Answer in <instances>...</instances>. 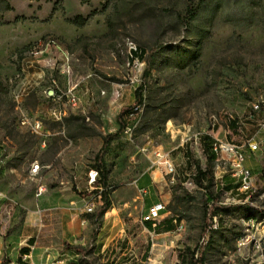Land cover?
Here are the masks:
<instances>
[{"label":"rangeland","instance_id":"374dc122","mask_svg":"<svg viewBox=\"0 0 264 264\" xmlns=\"http://www.w3.org/2000/svg\"><path fill=\"white\" fill-rule=\"evenodd\" d=\"M9 2L12 9L0 21V191L12 205L5 202L0 210V262L27 264L21 256L29 248L35 264H183L185 248L201 243L203 202L173 199L176 182L151 167L140 149L169 152L176 181L189 182L177 196L190 190L200 198L191 175L197 160L206 167L203 139L210 136L257 141L260 148L246 151L252 189L245 199L224 174L225 162L215 161L216 190L229 214L217 215L222 228L211 237L206 264H264V218L247 226L244 210L235 207L248 202L264 210V0ZM190 8L199 11L195 18ZM76 16L82 18L72 21ZM49 39L61 51L30 56L34 44ZM134 47L156 55L146 79L147 62L132 60ZM143 79L137 128L131 137L117 136L105 154L110 208L97 219L102 201L92 193L89 172L103 137L117 131L116 117L134 104ZM50 89L61 99L48 98ZM71 93L76 106L68 101ZM54 110L64 117L55 119ZM23 113L40 121L41 132L21 123ZM89 202L94 212L86 215ZM159 202L166 209L148 230L143 215ZM97 220L102 226L93 235ZM169 220L173 229L164 231ZM244 235L250 241L240 245Z\"/></svg>","mask_w":264,"mask_h":264},{"label":"trees","instance_id":"16d2710c","mask_svg":"<svg viewBox=\"0 0 264 264\" xmlns=\"http://www.w3.org/2000/svg\"><path fill=\"white\" fill-rule=\"evenodd\" d=\"M11 9L12 6L10 5L9 0H0V21L3 17V13ZM198 12L199 11L190 8V10L188 11L189 17L195 18L198 15ZM80 18L82 17L76 16L74 19H72V21L76 22ZM130 53L133 61L135 59H138L147 62L144 73V78L146 79V77L150 75L152 66L154 64V59L156 56L154 50L148 53L146 49L137 47L136 50L132 49ZM145 88H146V81L143 79L142 84L136 90V100L134 103L143 102V92ZM131 107L130 108L123 107L120 110V112L116 117L119 126L117 131L114 133H109L103 137L102 146L94 157L95 164L93 167L98 171L99 176H98L96 188L92 191V193H95L96 197H100L102 201V205L99 207L97 211V219H102L103 215L110 208V190H109V182H108L109 170L106 163L105 154L110 148L113 140L117 136L123 133L124 128L127 124L126 116L130 112ZM231 125L234 126L235 122L231 121ZM214 144L215 141L213 137L210 136L204 137L203 147L207 156L206 167L203 168L200 162L197 160L195 162V173L191 175L193 178V183L195 184V188L198 189L201 193L200 198L198 195H195L190 190H185L184 196H177L176 193L178 189L182 187L184 183L182 180H177L171 189V194L173 199H176L178 201H202L204 205V215H203L204 224L201 228V237H202L201 243L197 245L195 248H190V247L185 248V250L180 254L181 262L183 264H206L207 262L206 253L211 242V237L214 233L218 232L222 228V224H221L218 230L210 229L212 223V217L215 215H219L221 213L226 215L229 214L227 212L229 208H225L223 205L220 204L222 191L220 188L216 190V186H215L214 164L217 159V154L213 150ZM187 154H189V152H187ZM226 177H225V181H226ZM214 189L216 191H214ZM246 197H247L246 194L242 195L243 199H245ZM235 207L244 210V215L242 216H244L245 219L254 218L260 220L261 218H264V210H259L254 206H252L251 204H249L248 202H245L244 204H237ZM169 221L171 222V224L168 225L164 231H170L173 229L172 220ZM174 221H177V219L175 218ZM144 225L148 230H155L154 227L157 226V225L153 226L152 222L150 221L145 222ZM101 226H102L101 220H97L96 229L93 231V235H96L97 229L100 228ZM34 242H35L34 238H31L29 240L30 244H33ZM66 247L68 249L77 252L78 254L86 253L85 248L75 247L69 244H66ZM22 251H24V254H28L30 252L29 248H23ZM147 256H148V251L145 254V258ZM0 264H6L4 258L2 259Z\"/></svg>","mask_w":264,"mask_h":264},{"label":"built area","instance_id":"2783aa9c","mask_svg":"<svg viewBox=\"0 0 264 264\" xmlns=\"http://www.w3.org/2000/svg\"><path fill=\"white\" fill-rule=\"evenodd\" d=\"M57 45L56 40L49 39L46 41H39L36 44H34L29 52L30 56L35 54H44L47 50L53 48V46ZM67 61V60H66ZM68 62V61H67ZM70 66L67 65V70H64V74L68 73L70 70ZM48 98L53 99H61V96H58L54 89H50L47 92ZM68 101L73 106H76L78 104V98L74 93H71L68 95ZM144 112V101L143 102H137L134 103L130 109V112L126 116L127 124L124 128L123 134L127 136H132L135 129L138 126V123L140 121L141 116ZM55 119L61 120L63 116L65 115L62 110H60V114H52ZM21 123L23 125L30 126L33 130L36 132H41V123L40 121H31L29 116L25 113L21 115ZM215 141V147H217V152L219 154L220 160L224 161L225 164L228 166V170L224 174H232V179L235 181L239 189L250 191L252 189V172L251 169L246 165V159L247 154L246 151L249 150L250 152H256L259 150L260 145L257 141H248L246 144H236L229 141H223L218 140L214 138ZM140 152H143L145 154H148L151 158V167L161 170L165 175H167L170 178V181L172 183L176 182V176L178 174V170L176 168V165L173 161V159L170 156L169 152H166L158 147H152L151 149L144 146L140 149ZM36 166H33L32 172H34V168ZM214 175L215 168H214ZM98 171L96 169H92L89 172V184L91 185V188L95 189L96 186L94 184L97 183L98 180ZM187 186H189V182L187 179L183 183ZM93 185V187H92ZM44 191L43 187H40L38 190V194H42ZM144 191V190H143ZM145 192V191H144ZM264 198V190L259 194ZM100 198V197H98ZM5 202L7 203V206L12 205V199L5 195L3 192L0 191V210L2 204ZM94 203L89 202L87 203L84 208L82 209V213H85L86 215L92 214L94 212ZM166 209V206L162 203H155L152 206H150L146 212L145 215H143V222L150 221L152 222L153 226L157 225V220L160 218V214L163 210ZM5 210H8L5 208ZM213 220V217H212ZM247 226L253 227L256 222H250V221H244ZM89 222L88 218H83L81 220V223L87 224ZM176 222V221H175ZM212 229V223L210 226ZM178 229H183V222L180 221L178 225ZM250 241L249 235H244L243 239H239L240 245H245ZM260 247V246H258ZM22 260L25 261L27 264H35L32 260V252H29L28 254H23Z\"/></svg>","mask_w":264,"mask_h":264},{"label":"bare ground","instance_id":"6f19581e","mask_svg":"<svg viewBox=\"0 0 264 264\" xmlns=\"http://www.w3.org/2000/svg\"><path fill=\"white\" fill-rule=\"evenodd\" d=\"M56 48L57 50H59V51H61V48H60V46L57 44V45H55V46H53V48ZM134 50H136V47H134L133 48ZM41 55H43V54H35V55H32L33 57H39V56H41ZM68 59V57L66 56V60ZM53 114H60V110H54L53 111ZM213 150H214V152L217 154V159H216V161L217 162H219L220 161V158H219V154H218V152H217V147H215V144L213 145ZM36 167L34 168V172L35 171H37L38 170V168H39V165L38 164H36L35 165ZM223 176V175H222ZM231 176H232V174H231ZM224 177V176H223ZM193 182V181H192ZM240 191H241V193L243 194V193H247L248 191H246V190H242V189H240ZM261 196V195H260ZM262 197V196H261ZM263 198V197H262ZM235 200V199H234ZM222 201V200H221ZM236 201V200H235ZM245 201V200H244ZM238 203V202H237ZM222 205V204H221ZM225 207V206H224ZM248 221H250V222H255V219L254 218H250ZM258 221V220H257ZM219 222H220V220L218 221V217H217V215H215V216H213V220H212V229L211 230H216V229H218V227H219Z\"/></svg>","mask_w":264,"mask_h":264},{"label":"crops","instance_id":"0c3cea01","mask_svg":"<svg viewBox=\"0 0 264 264\" xmlns=\"http://www.w3.org/2000/svg\"><path fill=\"white\" fill-rule=\"evenodd\" d=\"M52 114H53V111H52ZM63 117H64V116H63ZM35 165H36V164H35ZM35 165H34V166H35ZM36 172H37V171H36ZM152 205H153V204H152ZM152 205H151V206H152Z\"/></svg>","mask_w":264,"mask_h":264}]
</instances>
